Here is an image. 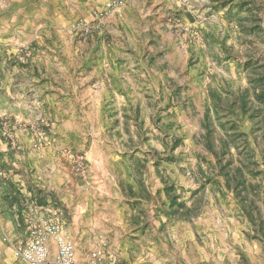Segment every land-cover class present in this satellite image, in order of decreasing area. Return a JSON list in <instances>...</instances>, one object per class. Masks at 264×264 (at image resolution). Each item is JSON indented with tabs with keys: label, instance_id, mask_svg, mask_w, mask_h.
<instances>
[{
	"label": "rangeland",
	"instance_id": "obj_1",
	"mask_svg": "<svg viewBox=\"0 0 264 264\" xmlns=\"http://www.w3.org/2000/svg\"><path fill=\"white\" fill-rule=\"evenodd\" d=\"M128 7L87 39L72 19L0 58V184L12 195L0 196V264H25L15 249L54 223L76 264H264V0ZM39 97L41 115L18 120L17 105ZM66 108L81 119L59 115ZM62 121L84 122L88 134L59 151ZM99 139L114 145L99 149ZM23 141L52 145L51 166L36 169ZM55 173L59 197L31 190ZM183 226L195 233L186 243Z\"/></svg>",
	"mask_w": 264,
	"mask_h": 264
},
{
	"label": "crops",
	"instance_id": "obj_2",
	"mask_svg": "<svg viewBox=\"0 0 264 264\" xmlns=\"http://www.w3.org/2000/svg\"><path fill=\"white\" fill-rule=\"evenodd\" d=\"M126 3V6H124L123 8H119L118 10L121 9L120 11H122L124 9L126 10L125 12H132V8L128 7L129 0H126ZM104 4L105 0H0V58H4V56L10 57L11 54H15L16 47L21 43H28L29 41H31L30 43H33L35 40V44L42 43L43 35L45 34H47V38L52 39L54 36L53 30H58L61 26V23L64 21L69 22L73 19L69 27V29H71L72 23L80 17H85L90 20L92 18V11L94 12L95 10H100L99 8L104 7ZM118 10L114 11L109 16L103 28H106L107 25L113 21L114 16ZM52 45H55V47L58 48V45L56 43H53ZM55 52L57 55L61 56L60 52H58V49H56ZM112 78L115 80L114 77ZM72 90L74 91L73 100H75L77 106L80 105L82 111H85L87 100L84 96L82 97L80 91H78L77 89ZM35 92L36 94H44V91L42 89H37L35 90ZM66 99L67 98H63L64 101ZM40 101L41 98L39 97L36 98L35 103L23 102L21 104H18L17 106L20 108V112L22 111V114L19 115L18 120H20L21 122H31L33 120L35 121L38 116L41 115L43 105L40 104ZM47 101L49 102L50 107L52 106L50 101H52V104L58 106L57 110L64 109L62 108L60 102L54 101L50 97L47 98ZM66 109L70 110H65L61 113L59 112V115L64 116L66 114L67 116L73 117L74 119H81L80 114H78L75 109ZM62 122L63 125L57 126L58 129L53 130L55 136L56 133H58L56 139L54 138V141H57L58 144L54 145L59 151L61 150V148L70 147V145H67L65 143L78 141L79 139L85 137L86 134H88V125H86L84 122L76 121L75 124L77 126H75V128H72V126L69 125L67 121ZM101 142L102 144H100ZM21 143L23 148L25 147L27 150H31V152L29 153V157H35L37 159L36 162H34V166L36 167V169L39 168L38 163L40 164L42 162H45L47 167L51 166L50 158L45 154L49 151H53L52 145L47 146L46 149H36L34 147V144L32 143L29 144L26 141H23ZM111 145H114V143L109 141H102L101 139H99L97 143L99 149H103V146L110 148ZM111 151H113V148L111 149ZM90 156L93 157L92 154ZM112 157L114 158V154H112ZM63 166L64 165L62 164V167ZM45 179L47 180V182L43 183L38 177H35V181H32V183H35V187H37V189L35 187H32L31 190L33 192L42 191L43 193L54 195V197H59V192H62V177L59 178L56 173L54 176L46 174ZM0 196H4L7 198L9 197V199H11L12 195L6 184H0ZM69 197H71V199L73 200L76 198L74 197V195H67L65 199H68ZM76 209L78 211L79 206H77ZM77 216L78 212H75L74 219H76ZM129 216L133 217L132 223L135 224L134 228L131 229V232H138L140 229V220L138 213L136 211L131 212ZM74 222H77V220H74ZM178 225L179 227L181 226L180 224ZM121 228H123V231H127V225H123ZM188 228L189 226H183L184 233L181 235V237L185 240L184 243H186L187 241L189 232L192 234V237L195 238L194 230L192 229L191 231H189ZM74 241L77 245V241L75 239ZM48 247L50 255L55 256L57 252V245L54 238H49Z\"/></svg>",
	"mask_w": 264,
	"mask_h": 264
},
{
	"label": "built area",
	"instance_id": "obj_3",
	"mask_svg": "<svg viewBox=\"0 0 264 264\" xmlns=\"http://www.w3.org/2000/svg\"><path fill=\"white\" fill-rule=\"evenodd\" d=\"M126 0H105L102 10L93 12L92 18H79L73 25L72 30L81 38L87 39L102 30L106 20L117 9L125 5ZM189 33V28H184ZM28 56V54H27ZM75 170L82 174L85 172V159L83 155L71 156ZM54 238L57 245L55 256L50 255L48 239ZM16 257L25 264H76L75 249L73 244L60 234V226L56 223L46 225L44 229L33 227L30 231V241L21 244L15 249ZM101 253H95L94 257Z\"/></svg>",
	"mask_w": 264,
	"mask_h": 264
}]
</instances>
